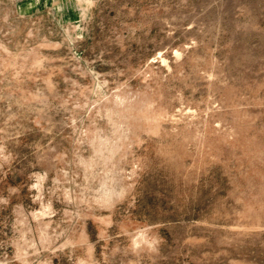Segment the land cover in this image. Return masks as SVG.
Here are the masks:
<instances>
[{
	"label": "rangeland",
	"instance_id": "obj_1",
	"mask_svg": "<svg viewBox=\"0 0 264 264\" xmlns=\"http://www.w3.org/2000/svg\"><path fill=\"white\" fill-rule=\"evenodd\" d=\"M0 264H264V0H0Z\"/></svg>",
	"mask_w": 264,
	"mask_h": 264
}]
</instances>
